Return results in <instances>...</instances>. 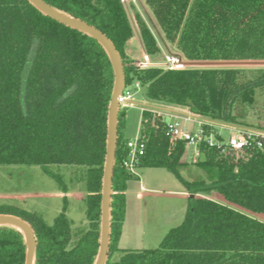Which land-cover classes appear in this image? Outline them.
Listing matches in <instances>:
<instances>
[{
	"label": "trees",
	"instance_id": "trees-1",
	"mask_svg": "<svg viewBox=\"0 0 264 264\" xmlns=\"http://www.w3.org/2000/svg\"><path fill=\"white\" fill-rule=\"evenodd\" d=\"M45 1L103 31L122 57L125 87L139 83L148 102L255 128L247 121L246 107L255 105L258 90H264V67L189 63L264 61V0H145L166 40L188 62L185 69L140 67L128 55L135 27L121 0ZM130 6L145 52L157 61L163 49L142 14ZM115 80L111 57L98 39L55 20L29 0H0V165H37L50 173L51 165H70L80 168L87 186L89 228L74 241L64 212L50 225L37 211L0 205V214L19 216L33 227L35 264L97 260ZM125 114L120 109L106 264H264V147L252 145L237 154L202 144L196 164L205 177L187 180L179 170L187 144L168 135L166 117L148 110L140 130L145 153L136 168L172 171L188 188V209L156 248L122 249L113 258L120 250L128 181L136 175L123 165ZM214 191L229 203L206 196ZM26 251L20 230L0 226V264H25Z\"/></svg>",
	"mask_w": 264,
	"mask_h": 264
},
{
	"label": "rangeland",
	"instance_id": "rangeland-1",
	"mask_svg": "<svg viewBox=\"0 0 264 264\" xmlns=\"http://www.w3.org/2000/svg\"><path fill=\"white\" fill-rule=\"evenodd\" d=\"M137 10L147 20L162 46V55L156 58L157 62H163L166 56L180 54V51L171 42L166 40L158 22L145 0L136 1ZM131 20L135 27L136 36L129 41L128 55L138 64L145 60V49L140 42L139 28L136 22L135 10L126 3ZM151 59V58H150ZM197 67H240L260 68L264 64H252L250 62H236L228 64L195 65ZM137 99L140 102L147 100L143 89L136 90ZM177 108V107H174ZM127 110L125 121V137H135L140 134L142 111L134 105ZM184 110V108H180ZM247 121L255 128H264V90H258L257 102L253 106L246 107ZM180 122L183 126L184 115L182 111ZM163 116H166L165 114ZM167 120L170 117H166ZM216 128L225 126H243L231 121H215ZM186 127L196 128L197 123L188 122ZM230 130H223L222 136L226 139ZM202 147L197 149L186 145V150L181 159L179 170L187 180H195L205 177L202 169L196 164L202 159ZM51 171H45L41 166L23 164L0 165V205L14 206L28 212L37 211L43 215L47 224H53L55 218L65 213L71 222L73 241L78 238L81 231L89 228L86 216L87 186L80 168L70 165H51ZM136 175L130 180L129 190L126 191V213L123 222L122 234L119 240V251L113 258L117 259L122 254V249H147L156 248L164 239L168 231L181 224L184 220L189 203V191L183 181L172 171L164 167H137ZM57 176H61V180ZM140 192L142 194H140ZM215 195V200L229 203L220 193L214 191L209 195ZM199 196H205L200 194ZM238 209L241 206L232 205ZM263 218L262 215H259Z\"/></svg>",
	"mask_w": 264,
	"mask_h": 264
},
{
	"label": "water",
	"instance_id": "water-1",
	"mask_svg": "<svg viewBox=\"0 0 264 264\" xmlns=\"http://www.w3.org/2000/svg\"><path fill=\"white\" fill-rule=\"evenodd\" d=\"M43 13L51 16L55 20L71 27L87 33L96 39L105 47L111 57L115 68V87L111 99L108 115V136L106 161L104 167L103 190H102V224H101V239L100 249L95 264H106L110 246V226H111V196L113 175L115 168V160L118 146V125L120 106L118 102L119 96L125 88V65L122 57L115 47L111 39L100 29L88 22L70 16L67 13L55 8L45 0H29ZM245 61H196L189 65H213V64H228ZM252 64H264V61H246ZM0 226H12L20 230L26 239L27 251L25 264H35V253L37 246V238L33 227L23 218L12 214H0Z\"/></svg>",
	"mask_w": 264,
	"mask_h": 264
},
{
	"label": "built area",
	"instance_id": "built-area-1",
	"mask_svg": "<svg viewBox=\"0 0 264 264\" xmlns=\"http://www.w3.org/2000/svg\"><path fill=\"white\" fill-rule=\"evenodd\" d=\"M123 3H128L129 0H121ZM140 67L159 66L166 69H185L188 62L178 54H171L166 56L163 62L152 61L149 56H145L144 61L138 63ZM140 84L136 83L134 86L125 87L122 94L118 98L120 109L129 108L133 105H139L142 113L146 110L154 112L158 116L170 117L167 120V133L172 138L185 142L188 146H193L196 149L202 144L210 147H216L221 153L235 152L240 153L252 145L264 147V131L257 128L246 126L216 128L215 121L194 116L187 111L184 115L183 126L179 119H181L182 112H174L166 110L161 107L150 104L149 102L138 103L135 101V91L140 89ZM174 117V118H172ZM195 122L196 128H187L185 123ZM223 130H230L228 138L222 136ZM127 157L124 159V167L131 169L136 168L140 158L145 153V143L142 141L140 134L132 137L126 142Z\"/></svg>",
	"mask_w": 264,
	"mask_h": 264
},
{
	"label": "crops",
	"instance_id": "crops-1",
	"mask_svg": "<svg viewBox=\"0 0 264 264\" xmlns=\"http://www.w3.org/2000/svg\"><path fill=\"white\" fill-rule=\"evenodd\" d=\"M136 1H141V0H129V2H130V4L131 3H133L134 5H135V7H136ZM146 2V1H145ZM136 9H137V7H136ZM134 10V9H133ZM145 19V18H144ZM146 20V19H145ZM147 21V20H146ZM148 23V22H147ZM149 24V23H148ZM149 26H150V24H149ZM151 27V26H150ZM151 29H152V27H151ZM152 31L154 32V30L152 29ZM154 34H155V32H154ZM135 36H136V34H135ZM134 36V37H135ZM155 36H156V34H155ZM133 37V38H134ZM157 37V36H156ZM132 38V39H133ZM131 39V40H132ZM157 39H158V37H157ZM158 41H159V39H158ZM140 42H141V44H142V46H143V43H142V40H141V38H140ZM144 47V46H143ZM161 48H162V46H161ZM144 56H149V55H147L146 54V52H145V54H144ZM149 58H150V56H149ZM136 62V61H135ZM138 97H137V93L135 94V101L136 102H138V103H144V102H147L148 103V101L147 100H144L143 102H140L138 99H137ZM150 103V102H149ZM150 104H152V105H155V106H158V107H161V108H163V109H166V110H171V111H174V112H182V111H184V110H182V109H180V108H174V107H167V106H164V105H158V104H154V103H150ZM134 106V105H133ZM133 106H131V107H133ZM137 106H139V105H137ZM139 108H141L140 106H139ZM141 111H142V109H141ZM126 118H127V110H126V114H125V120H126ZM172 118H174V117H172ZM187 125V123H185V125L184 126H186ZM187 128H189V127H187ZM132 138V137H131ZM128 139H130L129 137L127 138V137H125V141H127ZM135 170V169H134ZM133 170V171H134ZM135 174H136V171L134 172ZM129 183H130V180L128 181V187H129ZM127 187V190L126 191H128L129 190V188ZM140 194H142L141 192H140ZM208 197H211V198H213L214 199V197H215V195H211V196H208ZM220 200H221V197H220ZM219 200V201H220Z\"/></svg>",
	"mask_w": 264,
	"mask_h": 264
}]
</instances>
